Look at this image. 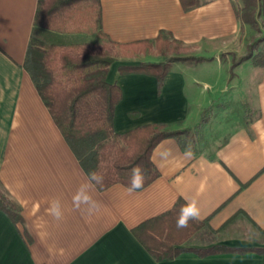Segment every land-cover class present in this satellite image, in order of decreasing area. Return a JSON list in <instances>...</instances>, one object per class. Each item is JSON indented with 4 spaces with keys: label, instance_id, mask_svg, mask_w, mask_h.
Returning <instances> with one entry per match:
<instances>
[{
    "label": "crops",
    "instance_id": "obj_1",
    "mask_svg": "<svg viewBox=\"0 0 264 264\" xmlns=\"http://www.w3.org/2000/svg\"><path fill=\"white\" fill-rule=\"evenodd\" d=\"M37 2L0 0V193L20 219L15 225L0 210V264H264V253L250 252L183 253L156 262L132 234L179 200L195 198L201 209L196 221L207 220V227L183 247L264 250V69L255 67L260 73L250 88L229 81L220 56L238 54L242 30L249 27L238 18L234 0H100L104 38L98 49L126 55L113 57L106 76L122 93L115 133L163 124L189 132L211 127L212 134L205 143L190 142L192 158L175 139L162 140L151 153L159 177L142 190L129 194L118 184L104 191L94 186L90 194L100 210L93 215L73 207V195L89 179L23 68L31 35L47 39L34 29ZM160 35L207 59L199 67L214 63L216 79L207 71L188 76L178 62L170 64L160 91L153 77L122 75V68L140 64L129 58L134 48ZM88 37L79 43L98 40ZM164 149L172 153L166 160L155 154ZM55 199L63 210L60 220L47 211Z\"/></svg>",
    "mask_w": 264,
    "mask_h": 264
},
{
    "label": "trees",
    "instance_id": "obj_2",
    "mask_svg": "<svg viewBox=\"0 0 264 264\" xmlns=\"http://www.w3.org/2000/svg\"><path fill=\"white\" fill-rule=\"evenodd\" d=\"M239 1L242 8L236 11L238 18L244 24L255 27L258 0ZM261 2L264 4V0ZM190 5L184 6V9H189ZM34 29L46 34L47 39L31 35L23 68L87 178L91 172L103 177L101 184L91 182L98 191L117 184L127 188L131 182V169L139 165L145 175L144 186L139 190L148 187L159 177L151 161L153 149L162 140L173 138L185 151L189 144L184 137L189 131L170 130L168 126L158 124L139 127L122 135L115 133L114 113L122 93L117 85L106 81L114 58L107 53L105 46L100 49L97 46L104 38L100 0H38ZM74 34L95 35L98 40L74 43L62 37ZM171 44L176 45L174 41ZM169 48L170 42L160 35L153 42H143L135 47L132 56L145 55L152 50L164 55ZM205 60L200 57H176L163 63H141L122 68L120 73L153 77L160 91L171 63H201ZM252 64L264 69V51L252 58ZM130 116L135 118L137 115ZM202 121H205V116H202ZM184 204L179 200L169 213L132 230L133 236L154 261H171L183 253H194L199 257L222 253H264V250L258 249L220 246L208 249L183 247L190 235L207 227V220H193L188 227L177 228L176 219ZM0 210L15 225L20 221L14 205L1 193Z\"/></svg>",
    "mask_w": 264,
    "mask_h": 264
},
{
    "label": "rangeland",
    "instance_id": "obj_3",
    "mask_svg": "<svg viewBox=\"0 0 264 264\" xmlns=\"http://www.w3.org/2000/svg\"><path fill=\"white\" fill-rule=\"evenodd\" d=\"M234 4L238 7V10L242 8V4L239 0H234ZM256 26L252 27H246L245 30H242V33L240 37L243 39L241 43H239L238 46V54H231V59H226V56H220L222 59V64L227 65L226 71L228 72L229 81H233L234 84L236 83L237 86H239L242 89L250 88L253 86L254 77H256L257 74H259V70L255 69V67L252 64V58L257 56L260 52L264 51V4H262L261 0H258V7L256 9ZM90 37L88 36H80V37H72L69 39V41L74 43L84 42V41H90ZM166 40V39H165ZM167 42H169L167 40ZM108 53V52H107ZM109 54L112 57L120 58L121 60L126 57V55H121L122 52L119 53V50L116 51V53L109 52ZM209 55V56H208ZM200 57L199 54H193L189 53L186 50H181L178 45H173L170 42V48L169 51H167L164 55L156 53L154 50L151 52H148L145 54V56H130L129 58H132V61H136L141 64H152L155 61H160L161 63L166 62L170 58H176V57ZM202 56V54H201ZM203 56L206 57H212L211 54H205ZM128 57V55H127ZM210 60V59H208ZM211 61V60H210ZM208 62V61H206ZM180 64H176V67L178 66L179 69L184 70L186 74L188 75L191 73H194L196 71H207L210 73H214L213 79H216L215 71L216 66L214 63H206L199 67V65H196L195 62H178ZM236 76H235V74ZM189 76V75H188ZM239 101L243 98V96H238ZM231 96H227V99H225V104L230 100ZM232 99H235V96H232ZM243 102H246L245 100ZM224 103V102H223ZM200 126L197 127V131ZM211 127H204L198 132L191 131L189 132L185 137L184 140L187 141L188 144L193 141L199 142V143H205L206 140H208V136L211 135ZM221 137V136H220ZM219 137V138H220ZM199 232V231H197ZM196 232V233H197ZM193 233L192 235L196 234ZM188 238V240L192 237ZM188 240L186 242H188Z\"/></svg>",
    "mask_w": 264,
    "mask_h": 264
},
{
    "label": "clouds",
    "instance_id": "obj_4",
    "mask_svg": "<svg viewBox=\"0 0 264 264\" xmlns=\"http://www.w3.org/2000/svg\"><path fill=\"white\" fill-rule=\"evenodd\" d=\"M155 152V150H154ZM155 154L159 155L162 160L168 159L172 153L170 149H164L159 152H155ZM194 152L192 150L191 144L188 145L184 152V156L186 158H192ZM131 182L127 187V192L131 194L132 192L141 189L144 186L145 175L143 169L137 165L136 167L131 169ZM89 182L82 184L76 191V193L72 197L73 207L77 210H80L82 206L88 215H93L100 210V204L98 201L94 200L90 194V189L94 187L91 182H95L96 184H101L103 181V177L97 175L95 172H91L88 174ZM48 213L54 219L60 220L63 218V210L61 206V202L59 199L52 200L50 202V206L48 208ZM201 217V209L198 201L193 199L186 200V203L181 206L179 210V214L176 219L177 228H186L189 225L190 221L199 220Z\"/></svg>",
    "mask_w": 264,
    "mask_h": 264
}]
</instances>
